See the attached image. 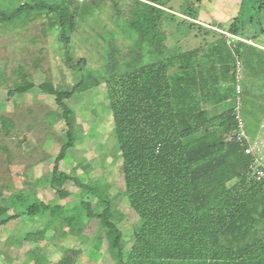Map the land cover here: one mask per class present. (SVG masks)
<instances>
[{
  "label": "trees",
  "instance_id": "obj_1",
  "mask_svg": "<svg viewBox=\"0 0 264 264\" xmlns=\"http://www.w3.org/2000/svg\"><path fill=\"white\" fill-rule=\"evenodd\" d=\"M166 1H133L127 22L139 43L151 49L154 61L142 63V55L138 54L126 63L127 72L118 77L119 62L112 47L105 79L107 83L116 80L110 109L121 153L124 193L138 216L131 250L124 252L123 234L112 222L110 199L105 194L101 196L103 210L80 202L61 219L53 216L47 203L32 198L22 215L44 223L45 229L26 234L25 240H42L46 231L78 237L86 227V217L100 220L111 233L108 255L113 264H264V197L260 185L248 179V160L242 150L226 141L234 129V102L226 113L211 117L200 106L206 99L216 103L219 79L214 68L217 63L224 65L225 60L229 64L233 52L223 43L211 47L210 55L205 57L209 68L203 73L198 59L200 48L169 51L165 30L167 24L175 23V16L165 11ZM254 3L257 13L264 10V0ZM35 8L58 13L64 64L79 77L69 89L53 90L66 126V143L45 181L58 199H64L68 196L63 189L67 181L92 191L91 186L59 169L67 150L75 144L74 113L64 101L75 92L96 86L97 81L86 70L85 60L75 61L71 56L74 15L58 6L40 4ZM23 9L31 8L22 5L18 11ZM186 17L195 20L194 11L191 9ZM249 22L253 23L254 18L250 17ZM179 25L187 34L193 31L199 37L207 35L196 23L182 21ZM229 33L246 37L241 11L232 19ZM250 38L255 39L256 33ZM236 44L235 52L244 61L242 115L248 133L254 135L264 116V51L239 41ZM174 66L178 72L169 75L168 70ZM32 88V83L24 81L8 95ZM1 125L7 128L8 120L2 119ZM7 211V206H0V225L13 219L6 217ZM79 255L77 250L65 249L58 264H75Z\"/></svg>",
  "mask_w": 264,
  "mask_h": 264
},
{
  "label": "rangeland",
  "instance_id": "obj_2",
  "mask_svg": "<svg viewBox=\"0 0 264 264\" xmlns=\"http://www.w3.org/2000/svg\"><path fill=\"white\" fill-rule=\"evenodd\" d=\"M133 1L0 0V206H7L6 217L13 218L0 225V264H58L65 249L80 252L75 264H113L108 255L112 235L97 219L85 217L86 227L78 237L46 231L42 240L26 241V234L45 229L44 223L22 215L32 198L47 203L53 216L61 219L80 202L89 203L94 210H103L101 196L107 195L112 222L123 234L124 252L131 250L133 226L138 216L124 193L122 159L110 109L111 89L116 80L107 83L105 79L112 47L119 62L118 77L127 72L126 63L138 54L145 64L155 59L148 45L139 43L137 34L127 25ZM217 1L226 8L238 3V0ZM254 1H241V25L246 33L259 32L263 24L264 10L257 13ZM40 4L65 8L74 15L69 44L71 56L75 61L85 60L86 70L97 81L96 86L75 92L64 101L74 113L75 144L67 150L59 169L92 188L89 192L67 181L63 189L68 196L64 199H58L45 181L66 143V126L53 90L69 89L79 77L64 64L58 13L36 9ZM22 5L31 9L18 11ZM164 6L167 13L173 12L175 16V23L166 26L165 45L169 51L174 52L177 47L184 51V37L198 33L187 34L179 24L195 23L186 15L198 8L197 2L167 0ZM227 17L226 13H219L216 20L223 24ZM250 17L254 18L253 23L249 22ZM221 36L234 44L233 38L221 33L217 38ZM233 50L234 65L236 52ZM241 62L243 76L244 61ZM176 66L168 70L169 75L178 72ZM24 81L32 83L33 88L8 95L15 85ZM227 108L210 111V116ZM2 119L8 120L5 129Z\"/></svg>",
  "mask_w": 264,
  "mask_h": 264
},
{
  "label": "crops",
  "instance_id": "obj_3",
  "mask_svg": "<svg viewBox=\"0 0 264 264\" xmlns=\"http://www.w3.org/2000/svg\"><path fill=\"white\" fill-rule=\"evenodd\" d=\"M241 1L242 0H238V3L235 4V7L230 6L231 4H229V6L226 8L225 6H221L223 4L219 5L217 0H202L200 3H197L198 8H193V11L195 13V20L193 21L198 24L203 30H205L207 32V35L205 37H199L197 34L186 35L183 39L184 52H190L197 48H200L198 59L200 60V70L203 73L209 68L208 64L206 65L205 57L210 55L209 51L211 50V47L223 43L226 48L230 49V41H227L226 38L222 36L221 38L217 37L219 33H221L222 35L224 34L226 36H234L229 33L228 29L233 19V15L239 14L242 9ZM219 13H226L228 15L227 21L223 24H220L216 20V15ZM261 22L263 24L260 27L259 32H245L246 37L238 38L243 40V44L264 51V16ZM255 33L256 38L251 39L250 37L253 36ZM227 62L225 60L224 65L217 63L214 68V71L216 72V75L219 79L216 85L219 92L218 95L215 97L216 103H213L207 99L200 102L201 108L208 113L209 117H211L210 111H217L219 107L228 106L226 110L218 112L216 115L226 113L230 110L234 102L235 87L232 75L233 62L229 61V64H227ZM227 66H229V70L226 71Z\"/></svg>",
  "mask_w": 264,
  "mask_h": 264
},
{
  "label": "built area",
  "instance_id": "obj_4",
  "mask_svg": "<svg viewBox=\"0 0 264 264\" xmlns=\"http://www.w3.org/2000/svg\"><path fill=\"white\" fill-rule=\"evenodd\" d=\"M234 39V44L229 42L231 51L235 48V41L242 39L227 35ZM233 78L235 87L234 105L232 108V117L234 129L226 138V141L233 142L239 146L243 155L246 156L248 163L246 173L249 180L260 185L261 194L264 197V116L254 135H250L246 129V124L242 115L241 101V79L243 64L237 54H234Z\"/></svg>",
  "mask_w": 264,
  "mask_h": 264
}]
</instances>
